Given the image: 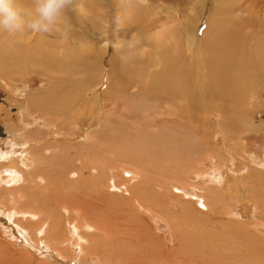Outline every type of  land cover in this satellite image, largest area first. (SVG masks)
I'll list each match as a JSON object with an SVG mask.
<instances>
[{"label":"rangeland","instance_id":"1","mask_svg":"<svg viewBox=\"0 0 264 264\" xmlns=\"http://www.w3.org/2000/svg\"><path fill=\"white\" fill-rule=\"evenodd\" d=\"M65 14L63 40L0 31V264H219L214 243L264 264V86L225 92L248 45L264 56V0H72ZM224 24L246 38L232 67L209 56ZM12 168L26 181L5 183Z\"/></svg>","mask_w":264,"mask_h":264},{"label":"bare ground","instance_id":"2","mask_svg":"<svg viewBox=\"0 0 264 264\" xmlns=\"http://www.w3.org/2000/svg\"><path fill=\"white\" fill-rule=\"evenodd\" d=\"M259 4V3H258ZM260 15V14H259ZM253 16V15H252ZM255 16V15H254ZM258 16V15H257ZM260 18V17H258ZM256 19V17L254 18V20ZM214 29H216L217 31V34H219V36L215 33V35H217V39L213 40L212 43L214 44L213 47L210 49V51L212 50V53L210 56V59L211 56L213 57V62H214V58H217V60L219 62L222 61H225V63L229 64L230 67H232V62L234 61V56H237V53L234 51V49L237 48L238 46V43L239 41H243L245 38V35H244V32L242 30H240L239 28H235L233 27L231 24H224L220 29L216 26ZM243 29V27H242ZM215 31V30H213ZM247 34V33H245ZM214 49V50H213ZM238 49V48H237ZM241 50V49H240ZM239 50V51H240ZM243 51V50H242ZM264 51V50H263ZM259 52V51H258ZM206 53V52H205ZM208 54H210L208 51H207ZM206 53V54H207ZM207 54V56H208ZM263 55V54H262ZM241 56V55H240ZM28 57V56H27ZM206 56H204L205 58ZM81 58V57H80ZM209 58V57H208ZM240 59H238L239 61L236 62L238 64V66L236 67V69L234 68V73H233V77L231 76L230 78H233L234 80L231 81L230 80V83L228 82V87L226 89V94H227V97H231V101L234 100V103L235 100H239V96H236L238 94V92L241 90V89H245V90H248V88L250 87V85H252L253 83H258L262 86H264V56L260 57L249 45L246 47V49H244L243 53H242V56L239 57ZM77 59V57H76ZM210 59H206V61H210ZM216 60V59H215ZM207 61V62H208ZM212 61V60H211ZM210 61V62H211ZM206 62V63H207ZM217 62V61H216ZM235 63V64H236ZM208 64V63H207ZM211 64V63H210ZM222 64V63H221ZM213 65V64H212ZM89 66V65H88ZM209 66V64H208ZM216 67V66H214ZM218 67V66H217ZM216 67V68H217ZM222 67V66H221ZM224 67V66H223ZM226 67V66H225ZM230 67L229 69L227 70H230ZM211 68V67H210ZM213 68V67H212ZM219 68V67H218ZM223 70V69H222ZM216 71V70H215ZM231 72V71H229ZM227 75V74H226ZM225 75V76H226ZM222 76V75H221ZM229 77V75H227ZM229 78V79H230ZM226 80V78L224 79ZM227 81V80H226ZM229 81V80H228ZM217 82V81H216ZM219 82V81H218ZM217 82V83H218ZM226 87V85H225ZM260 87V86H259ZM255 89V88H254ZM241 97V96H240ZM35 103L33 102V104L36 106H44V107H47L48 109H50L51 111H56L58 112L59 109L57 110V107H61V105H57L55 102L54 103H51V102H41L42 100L40 99H34ZM43 104V105H42ZM47 104V105H46ZM240 106V105H239ZM237 107V106H236ZM28 108V107H27ZM30 111V110H29ZM30 115V114H29ZM250 128V127H249ZM253 129V128H252ZM3 131V128L0 126V137L4 136V132ZM26 137L29 138L31 140H33V136L36 135L38 136L39 133L37 131H31V132H26ZM29 134H31L30 136H28ZM35 136V137H36ZM33 137V138H32ZM40 139V138H39ZM32 142V141H31ZM37 145V144H36ZM67 147H64V148H60V154L59 155H62L64 153V150L66 149ZM41 150L40 147H37L35 149H33L32 153H34V155H31L30 157H28V160L32 162L33 158H36L37 157V152ZM57 154V152H56ZM19 156V155H18ZM26 156V155H25ZM22 157V156H21ZM58 157V156H56ZM4 158V157H3ZM38 161L40 162V158L41 157H37ZM18 159V158H17ZM12 160V159H11ZM20 162V165L22 166V162L21 160H19ZM35 162V161H33ZM37 163V161H36ZM40 164V163H39ZM18 165V164H17ZM25 167V166H24ZM22 167V168H24ZM8 169V168H7ZM32 172L29 173V175L31 176L32 173L34 172V170L32 169L31 170ZM8 175L6 176V180L4 179L5 183L8 182L12 185H16L17 182H25L26 181V176L24 175L23 172H21L18 168L16 169H10L9 172H6ZM4 174V173H3ZM2 181V180H1ZM215 182V181H214ZM40 183V182H39ZM12 187V186H11ZM180 191V190H178ZM30 217H32V215H29ZM33 218V217H32ZM210 239V238H209ZM208 247V250H204L207 252L208 256H212L214 258H218L217 260L220 261V263L217 261V263L219 264H254V263H250L248 261H243V259H241L240 257H238L236 260H234L233 262L232 261H226V259H230L228 256L227 258H223V257H219L218 256V253H217V250H216V245L215 243L212 244L210 246V244L207 246ZM214 258H211V259H214ZM216 260H214V263H215ZM213 263V264H214ZM257 264V263H255Z\"/></svg>","mask_w":264,"mask_h":264},{"label":"clouds","instance_id":"3","mask_svg":"<svg viewBox=\"0 0 264 264\" xmlns=\"http://www.w3.org/2000/svg\"><path fill=\"white\" fill-rule=\"evenodd\" d=\"M71 3L72 0H31V10L21 11L16 0H0V31L15 34L25 30L40 33L55 30L62 40L66 39V26L70 24L65 10ZM27 87L18 89L17 94L22 97Z\"/></svg>","mask_w":264,"mask_h":264},{"label":"crops","instance_id":"4","mask_svg":"<svg viewBox=\"0 0 264 264\" xmlns=\"http://www.w3.org/2000/svg\"><path fill=\"white\" fill-rule=\"evenodd\" d=\"M20 169L23 171V169L21 168V165H20ZM26 170H28V169L24 168L25 173H30V171H26ZM19 188L20 189L18 191V196H20L22 199H24L25 202L28 203L27 200H29L30 197L32 196V194L28 193L30 191V189L27 187L29 189V191H28L26 187H19Z\"/></svg>","mask_w":264,"mask_h":264}]
</instances>
